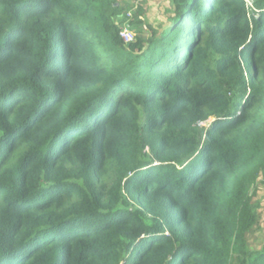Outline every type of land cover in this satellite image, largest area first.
Segmentation results:
<instances>
[{"label":"trees","instance_id":"1","mask_svg":"<svg viewBox=\"0 0 264 264\" xmlns=\"http://www.w3.org/2000/svg\"><path fill=\"white\" fill-rule=\"evenodd\" d=\"M121 1L0 0V264H264V0Z\"/></svg>","mask_w":264,"mask_h":264},{"label":"rangeland","instance_id":"2","mask_svg":"<svg viewBox=\"0 0 264 264\" xmlns=\"http://www.w3.org/2000/svg\"><path fill=\"white\" fill-rule=\"evenodd\" d=\"M128 1L132 3L134 0H128ZM121 2H124V0ZM122 4H126V3H122ZM142 5L144 8L143 19L145 20V22L151 24L154 27H159V25L161 24L160 20L163 18L161 14L162 10L167 7L166 0H144ZM144 29H146L145 26H144ZM211 120L212 119H209L208 121L203 123V125L207 126ZM260 201L264 202V190L263 189L260 191ZM260 212L262 215L261 220H260V229L258 230L256 235H257V238L261 239V236H264V210H261Z\"/></svg>","mask_w":264,"mask_h":264},{"label":"built area","instance_id":"3","mask_svg":"<svg viewBox=\"0 0 264 264\" xmlns=\"http://www.w3.org/2000/svg\"><path fill=\"white\" fill-rule=\"evenodd\" d=\"M249 5L252 4L251 0H246ZM119 35L123 43H130L135 41L136 34L134 31H132L128 26H124L120 29Z\"/></svg>","mask_w":264,"mask_h":264},{"label":"clouds","instance_id":"4","mask_svg":"<svg viewBox=\"0 0 264 264\" xmlns=\"http://www.w3.org/2000/svg\"><path fill=\"white\" fill-rule=\"evenodd\" d=\"M212 120H213V119H212ZM212 120H211V121H212ZM211 121H210V122H211ZM203 123H205V122H203ZM203 123H202V124H203Z\"/></svg>","mask_w":264,"mask_h":264}]
</instances>
